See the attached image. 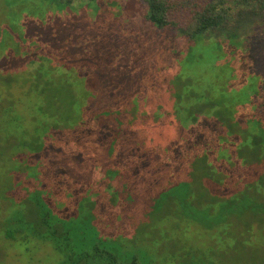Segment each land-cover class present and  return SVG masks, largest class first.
<instances>
[{"label": "trees", "instance_id": "trees-1", "mask_svg": "<svg viewBox=\"0 0 264 264\" xmlns=\"http://www.w3.org/2000/svg\"><path fill=\"white\" fill-rule=\"evenodd\" d=\"M77 1L95 0H0V20H6L5 13L12 12H21L20 17L35 13V18L40 19L43 12L71 7ZM142 1L146 5L145 20L158 29L180 30L189 41L202 39L205 35L215 40L217 38L211 36L214 30L225 35L222 42L234 40L236 34L249 25L264 22V0ZM37 4L42 8L35 12L31 8ZM241 42L242 38L232 43L240 53L235 58H241L244 65L235 63L229 71L234 79L238 72L239 75L247 74L248 86L239 87L234 80L228 96L225 86L219 82V98L215 96V89L199 93L193 89L184 93L179 90L177 94L172 89L174 106L168 109V128L178 125L179 132L163 146L156 143L146 147L143 143L125 144L126 139L136 137V130L146 133L145 128L136 126V112H86L81 106L75 109L73 101V108L63 112L66 117L60 124L56 118L58 100L47 92L56 84L66 88L65 80L53 84L50 78L54 73L49 72L48 76L41 77V84L38 76L41 67L53 70L43 59L48 57L39 56L37 62L32 53L18 46L14 56L27 57L29 64L23 68L27 70L13 73L0 70V187L3 181L0 190V264H3L9 247L29 243L31 239L50 243L64 257L60 264H140L135 257L122 260L106 244L92 239L81 218L57 216L49 207L48 200L52 195L56 196L57 182L47 172L39 171L53 168L55 164L44 151V137L48 136L39 135L38 128L44 127L47 132L51 128L63 129L72 125L81 130L89 124L96 134V151L84 150L82 153L92 160L95 168H109L105 173L117 172L112 168H119L115 155L121 146L124 154L131 155L127 160L129 168L137 173L146 172L143 178L147 186L151 175L158 183L157 186L153 183V192L138 190L137 197H150L152 193L160 192L157 201L176 200L174 205L178 209H169V215L199 222L203 232L209 234V247L215 245L216 252L220 249L226 252L224 264H264V30L249 41L244 55ZM2 47L0 42V58L8 59L10 49L6 47L2 52ZM257 48L260 54L263 52L260 70L256 71L247 63H258ZM25 72L23 82L20 76ZM216 75L220 76L218 72ZM32 84L37 93L28 90ZM39 84L40 88L37 87ZM68 92L72 95L70 89ZM72 97L75 100L77 96ZM182 100H188V104H182ZM158 109L163 110L162 106ZM25 110L26 118L23 116ZM158 113L153 115V120L163 122ZM67 122L71 125H66ZM98 131L103 134V139L98 137ZM51 141L54 144L48 143L59 146L55 138ZM42 148L46 156L33 161V154ZM27 169L34 171L26 173ZM124 170L122 184H129L132 179V185L138 186L139 175H130L128 169ZM21 171L24 172L20 174ZM85 205L89 206V202ZM189 244L186 242L179 252L180 262L186 260L188 253H196L200 246L193 245L195 249H188ZM205 250L206 246L204 256ZM214 255L212 251L211 256ZM213 257V263L208 264H221ZM168 262L172 261L165 259L162 264Z\"/></svg>", "mask_w": 264, "mask_h": 264}, {"label": "rangeland", "instance_id": "rangeland-1", "mask_svg": "<svg viewBox=\"0 0 264 264\" xmlns=\"http://www.w3.org/2000/svg\"><path fill=\"white\" fill-rule=\"evenodd\" d=\"M38 8L42 6L37 4L31 9L37 12ZM145 13L146 5L142 0L77 1L71 7L43 12L41 20L35 18V13H32L34 17H20L16 12L5 13L7 21L0 20L1 51L4 52L7 47L10 53L8 59L0 58V70L13 73L28 66L26 56L15 58L18 46L32 53L37 62L39 56L48 57L43 59L53 70L47 71L46 67H41L38 71L39 82L49 72L54 73V79L50 78L53 84L65 80L66 88L56 84L47 92L54 94L58 100L59 114L56 118L61 121L60 124L64 123L63 118L66 117L63 112L67 113L73 108V101L75 109L82 107L86 112H136V126L145 128L146 133L136 130V137L126 139L125 144L143 143L146 147L158 143L163 146L179 132L178 125L168 128V109L174 106L172 89L176 94L179 90L184 93L188 89H193V92L217 90L220 82L229 96L234 80L239 87L248 86L247 74L239 75L238 72L236 79L230 74L229 70L235 63L244 65L241 58H235L240 53L232 42L242 38L240 45L244 55L249 41L264 30V22L249 25L238 32L235 41L230 39L222 42L225 35L218 30L212 31L211 36L220 40H211L205 35L202 39L199 37L189 41L181 35L180 30L158 29L145 20ZM203 38L207 40L202 41ZM256 52L258 63L249 62L247 66L257 71L260 70L258 67L263 51L260 54L257 48ZM62 72L64 74L61 75ZM25 76L26 72L20 76L23 82ZM34 86L29 85L28 90L37 93ZM68 89L73 96H77V102L72 99ZM34 93L32 95L35 97ZM220 94L217 90L215 96L220 97ZM181 103L187 105L188 100H182ZM159 106L163 110H159ZM53 108L56 107L53 105ZM157 111L163 122L153 120ZM26 112L23 115L25 118ZM66 125L71 123L67 122ZM38 130L39 135L48 136L44 137L43 147L50 161L55 164L53 168L39 171L47 172L57 182L56 196L52 195L48 200L54 214L64 218H81L90 230L92 239L106 244L125 261L135 257L140 264H162L165 259L172 261L168 264H208L212 261L213 251V259L224 264L226 252L221 249L216 252L215 245L209 247V234L203 232L199 222L169 215V209H178L174 205L176 200L165 198L163 202L157 201L160 192H154L150 197H137L138 190L153 192V183L156 182V186L158 183L150 174L147 186L143 178L146 172L137 173L129 168L127 160L131 159V155L124 154L120 150L121 146L115 155L119 168H112L117 172L105 173L109 168H95L92 160L82 153L84 150L96 151V134L92 132V124L81 130L72 125L63 129L51 128L47 132H44V127ZM98 133V137L103 139V134ZM52 138L59 146L51 145ZM46 155L42 148L33 154V161L36 158L41 160ZM124 169H128L130 175H139L138 186L132 185V179L129 184H122V175L126 173ZM33 171L27 169L25 172ZM2 187L3 181L0 190ZM88 202L89 206L85 205ZM181 207L184 208L183 205ZM186 242L190 243L188 249H195L193 245L200 246L196 253H188L186 260L180 262L178 254ZM204 246L205 256L202 255ZM6 253L3 264H60L64 259L50 243L37 239L11 246Z\"/></svg>", "mask_w": 264, "mask_h": 264}]
</instances>
